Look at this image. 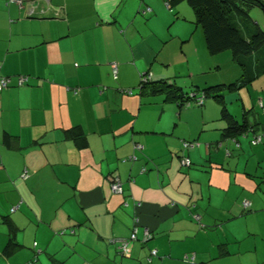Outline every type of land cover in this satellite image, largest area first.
I'll list each match as a JSON object with an SVG mask.
<instances>
[{
  "label": "crops",
  "instance_id": "1",
  "mask_svg": "<svg viewBox=\"0 0 264 264\" xmlns=\"http://www.w3.org/2000/svg\"><path fill=\"white\" fill-rule=\"evenodd\" d=\"M216 55L183 0H0V75L10 78L0 89V264L264 263V230L250 225L264 222V120L251 92L264 74L222 93L237 121L246 114L234 137L222 135L213 97L179 106L138 88L144 74L183 91L235 82L231 52Z\"/></svg>",
  "mask_w": 264,
  "mask_h": 264
},
{
  "label": "trees",
  "instance_id": "2",
  "mask_svg": "<svg viewBox=\"0 0 264 264\" xmlns=\"http://www.w3.org/2000/svg\"><path fill=\"white\" fill-rule=\"evenodd\" d=\"M180 0H167L168 4ZM190 5L194 12V21L198 24L204 34L206 48L211 55H216L224 51H230L233 59L236 60L241 69L240 77L230 84H216L200 89L205 95L211 96L221 104V116L227 121V126L223 130L224 137H234L245 134L249 128L246 114L240 122L228 111L223 99V90H233L249 84L259 74H264V28L259 22H254V26L239 19L244 16L250 19L248 10L252 6L260 7L264 12V0H183ZM237 18V19H236ZM251 20V19H250ZM257 53V55H255ZM245 58H249L247 63ZM141 75L138 88L148 89L151 92H161L165 94L167 100L173 101L179 106L190 99L191 92H198V88L183 91L176 86L173 81L167 79L143 81ZM72 136L79 138L80 145L84 144V137L79 128L70 132ZM5 223L10 228V233L15 232L16 227L11 224L7 217ZM17 244L11 237L4 247L3 254L9 255L13 252ZM264 264V263H260Z\"/></svg>",
  "mask_w": 264,
  "mask_h": 264
},
{
  "label": "built area",
  "instance_id": "3",
  "mask_svg": "<svg viewBox=\"0 0 264 264\" xmlns=\"http://www.w3.org/2000/svg\"><path fill=\"white\" fill-rule=\"evenodd\" d=\"M11 1H15V2L19 3L21 0H11ZM150 10L151 9L149 7H146L144 12H148ZM113 72L114 73L116 72L115 68H113ZM142 79H143V81H145L146 79H149V76H144V78H142ZM26 80H27L26 76H20V77H18V84L21 85L24 82H26ZM9 82H10V78L8 76L0 75V89L6 88L9 85ZM189 96H190V99H188L184 103L186 105H189L192 103V104H195L197 106H200L204 103V100L206 98V95L203 92H191ZM260 139H261V135L255 134V135H253V137L251 139V143L256 144L260 141ZM195 145H196V142H184V147H193ZM181 163H182V165H189L190 162H189L188 158L182 157ZM109 188H110V191L112 193H121L122 192V184H121L117 174H115V173H112L109 176ZM249 205H250L249 202L246 200L242 202V206L244 209L248 208ZM145 233L147 236H149L147 229L145 230ZM135 234H136V230L132 231L130 238L134 239L136 237ZM126 246H127V240H122V239L119 240L118 248H119L121 253H123ZM156 253H157L156 249L151 250V255H155ZM185 258H186V260L192 261L194 259V256L193 255L186 256Z\"/></svg>",
  "mask_w": 264,
  "mask_h": 264
},
{
  "label": "rangeland",
  "instance_id": "4",
  "mask_svg": "<svg viewBox=\"0 0 264 264\" xmlns=\"http://www.w3.org/2000/svg\"><path fill=\"white\" fill-rule=\"evenodd\" d=\"M248 15L250 16V19H248L247 17H244V16H239L240 18L239 19H241V20H245V22H248V24L249 25H251V26H254V23H251L250 21H256V22H259V24L262 26V28H264V12H263V10L260 8V7H258V6H252V7H250L249 8V10H248ZM237 19V18H236ZM227 52H230V51H227ZM214 56H219V55H214ZM216 58H220V57H216ZM224 68V67H223ZM223 68H221V69H223ZM225 73H226V71H225ZM229 76L231 77V75L229 74ZM219 81V80H218ZM215 83V82H214ZM255 85H259V86H261V85H264V76H260V77H258L256 80H255ZM253 89V88H252ZM259 91H258V95H257V93L256 92H254V91H251V92H253L254 93V104H253V106H254V111H259V113L258 114H260L261 115V119H263L264 120V112H263V110L259 107V100H261L260 98H263L264 99V88L263 89H258ZM232 91H235V90H228V89H224L223 90V92L222 93H225V95L226 94H229V93H234V92H232ZM201 92V91H200ZM257 95V96H256ZM259 97V98H258ZM208 99H210V97L209 96H207V99L205 98V100H208ZM232 106H235L234 104H230V107H232ZM234 108V107H233ZM256 113V112H255ZM259 135H261L262 136V134L261 133H258ZM253 137V136H252ZM246 139V138H245ZM251 143V142H250ZM250 143L248 142L247 144H248V146H249V148H251L252 147V145H255V144H252L251 143V146H250ZM259 144V146L261 145V143L259 142L258 143ZM261 166L263 167V169H264V162H262L261 163ZM259 219L260 218H254V219H252L251 220V222H250V225L251 226H253V227H256L258 230H264V228H261L260 226H262V227H264V222L263 223H261V224H259ZM233 229H236V230H238L240 227L238 226V225H236V226H234V227H232ZM256 237V239L255 240H258L259 238H261V235L259 236V235H257V236H249V238L251 239V238H255ZM264 237V236H263ZM250 244V242H247V244ZM248 254H250L249 252H243V254H242V256H243V258H245V256H247Z\"/></svg>",
  "mask_w": 264,
  "mask_h": 264
},
{
  "label": "water",
  "instance_id": "5",
  "mask_svg": "<svg viewBox=\"0 0 264 264\" xmlns=\"http://www.w3.org/2000/svg\"><path fill=\"white\" fill-rule=\"evenodd\" d=\"M30 10H33V8H30Z\"/></svg>",
  "mask_w": 264,
  "mask_h": 264
}]
</instances>
